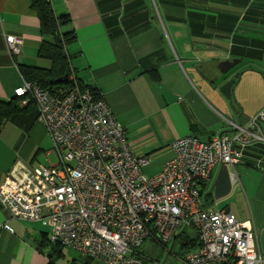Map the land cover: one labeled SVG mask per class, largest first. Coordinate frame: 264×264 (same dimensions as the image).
I'll list each match as a JSON object with an SVG mask.
<instances>
[{
  "label": "crops",
  "instance_id": "0c3cea01",
  "mask_svg": "<svg viewBox=\"0 0 264 264\" xmlns=\"http://www.w3.org/2000/svg\"><path fill=\"white\" fill-rule=\"evenodd\" d=\"M51 3L57 15L69 17L68 27L76 36L67 48L71 66L78 78L98 89L123 126L132 152L149 158L145 175L162 169L177 137L193 134L206 141L216 134L238 136L233 144L242 157L227 165L230 189L214 196L221 169L217 164L201 179V198L206 207L224 209L255 231L264 264V122L259 129L249 123L264 106V32L262 38L249 34L264 28V0ZM8 35L23 41L16 57L9 53ZM41 40L31 0H0V99L14 98L23 81L21 65L49 66L37 56ZM227 59L239 60L232 70L241 73L234 103L219 89L218 64ZM36 117L28 109L3 122L0 185L17 159L36 165L43 163L38 160L42 154L46 164L52 162L51 138ZM48 233L45 219L9 218L0 206V264H57L66 250L81 257L69 246H45ZM75 254L72 263L84 264Z\"/></svg>",
  "mask_w": 264,
  "mask_h": 264
},
{
  "label": "built area",
  "instance_id": "2783aa9c",
  "mask_svg": "<svg viewBox=\"0 0 264 264\" xmlns=\"http://www.w3.org/2000/svg\"><path fill=\"white\" fill-rule=\"evenodd\" d=\"M6 42L13 57L20 54L21 38L8 35ZM262 56L264 64V46ZM14 94L20 105H36L56 161L16 160L0 185L7 217L45 219L51 243L101 264H144L140 247L147 239L167 249L183 229L199 241L186 253V264H263L255 231L201 198V179L215 165L239 163L242 153L233 144L238 136L177 137L170 143L172 157L147 176L142 169L149 158L132 152L102 96L76 83L49 91L24 80ZM261 122L264 108L249 121L258 129Z\"/></svg>",
  "mask_w": 264,
  "mask_h": 264
},
{
  "label": "trees",
  "instance_id": "16d2710c",
  "mask_svg": "<svg viewBox=\"0 0 264 264\" xmlns=\"http://www.w3.org/2000/svg\"><path fill=\"white\" fill-rule=\"evenodd\" d=\"M31 7L38 14L39 28L42 36L37 50V56L48 60L49 66L21 65L19 70L23 80L35 83L49 91L58 89L59 87H69L76 83L82 88H89L93 96L101 97L98 89L78 78L76 70L71 66V55L68 53L67 48L75 41L76 36L73 29L68 27L70 23L69 17L66 15H57L53 9L51 0H31ZM143 12H145L146 16H149V13L151 14L148 9H145ZM149 18L152 19L153 16L151 15ZM65 75L67 76L66 80H62L61 82L56 81ZM71 75L74 76V80L70 78ZM28 109H34L38 117L37 107L32 101H29L26 105H20L19 99L16 96L9 101L0 99V130L4 121L10 120L17 113ZM51 244L61 246L57 243H51L47 238L45 246ZM175 245L178 247L177 254L182 258L186 253L199 246L198 237L191 229H183L175 236L173 242L167 249H172ZM140 251L144 256L143 261L145 263L146 257L141 247Z\"/></svg>",
  "mask_w": 264,
  "mask_h": 264
},
{
  "label": "water",
  "instance_id": "95a60500",
  "mask_svg": "<svg viewBox=\"0 0 264 264\" xmlns=\"http://www.w3.org/2000/svg\"><path fill=\"white\" fill-rule=\"evenodd\" d=\"M239 62L237 59H227L220 61L218 64V69L220 72L221 82L219 89L221 93L231 102H235V93L234 87L238 83L241 73L235 75L232 72L233 68ZM67 76L65 75L63 78H58L56 81L61 82L62 80H66ZM231 179L232 174L229 171L227 164L222 163L219 176L217 177L214 183V196L217 197L219 192H225L231 187ZM84 261L87 264H101L98 260L93 259L92 257H85Z\"/></svg>",
  "mask_w": 264,
  "mask_h": 264
},
{
  "label": "rangeland",
  "instance_id": "374dc122",
  "mask_svg": "<svg viewBox=\"0 0 264 264\" xmlns=\"http://www.w3.org/2000/svg\"><path fill=\"white\" fill-rule=\"evenodd\" d=\"M263 32H264V28L258 27L257 31L251 32L249 34H251L252 36H256V37L261 36L260 38H262ZM46 61L48 62V60ZM263 69H264V64H263ZM49 159L52 162H55L56 161L55 153L51 152V154L49 155ZM38 160L45 164L47 162L45 155H42V154L38 156ZM141 249L144 252V255L146 257L144 264H186L184 261L185 255L181 258V256L177 254V250H178L177 245H175V247H173L172 249L168 250V249H164L163 247L147 239L141 246ZM66 251H68V253L65 254L64 257L57 259V264H73L72 263L73 261L71 259V256H72L71 254H75V253L72 252L71 250H66ZM75 256L78 259V261H82V263L87 264L84 261V258L82 256H81L82 258L78 257L77 254H75Z\"/></svg>",
  "mask_w": 264,
  "mask_h": 264
}]
</instances>
